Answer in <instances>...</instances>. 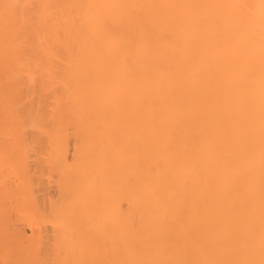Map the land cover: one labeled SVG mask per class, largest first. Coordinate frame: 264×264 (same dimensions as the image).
<instances>
[{"label": "bare ground", "instance_id": "bare-ground-1", "mask_svg": "<svg viewBox=\"0 0 264 264\" xmlns=\"http://www.w3.org/2000/svg\"><path fill=\"white\" fill-rule=\"evenodd\" d=\"M0 264H264V0H0Z\"/></svg>", "mask_w": 264, "mask_h": 264}]
</instances>
